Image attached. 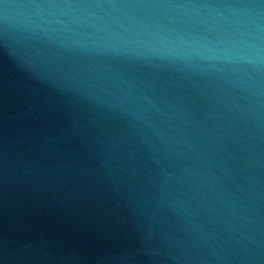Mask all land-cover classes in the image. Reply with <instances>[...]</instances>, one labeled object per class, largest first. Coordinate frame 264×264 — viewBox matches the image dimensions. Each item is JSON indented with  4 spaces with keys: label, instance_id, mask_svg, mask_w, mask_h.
<instances>
[{
    "label": "water",
    "instance_id": "water-1",
    "mask_svg": "<svg viewBox=\"0 0 264 264\" xmlns=\"http://www.w3.org/2000/svg\"><path fill=\"white\" fill-rule=\"evenodd\" d=\"M0 264H264V0H0Z\"/></svg>",
    "mask_w": 264,
    "mask_h": 264
}]
</instances>
